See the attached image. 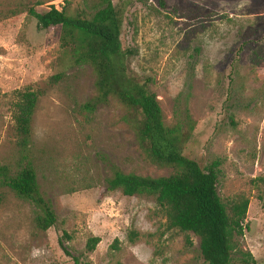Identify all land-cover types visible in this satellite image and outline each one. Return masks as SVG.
I'll use <instances>...</instances> for the list:
<instances>
[{
  "label": "rangeland",
  "instance_id": "374dc122",
  "mask_svg": "<svg viewBox=\"0 0 264 264\" xmlns=\"http://www.w3.org/2000/svg\"><path fill=\"white\" fill-rule=\"evenodd\" d=\"M101 4L0 0V168L16 173L32 162L57 216L54 227L38 229L35 205L0 186V264H206L199 238L171 229L155 197L108 190L113 167L152 178L172 170L148 161L120 102L84 109L97 94L94 72L73 64L60 27L39 30L29 14L93 13ZM121 40L129 74L157 95L167 126L191 87L196 128L185 155L221 161L218 193L228 212L241 197L250 202L240 250L264 264V0H133ZM28 88L45 94L24 154L13 105Z\"/></svg>",
  "mask_w": 264,
  "mask_h": 264
},
{
  "label": "trees",
  "instance_id": "16d2710c",
  "mask_svg": "<svg viewBox=\"0 0 264 264\" xmlns=\"http://www.w3.org/2000/svg\"><path fill=\"white\" fill-rule=\"evenodd\" d=\"M132 1L122 0L115 5L112 0H102L101 6L93 13L82 11L69 15L65 8L60 11L52 7L45 13L31 9L29 14L37 21L39 30L60 27L61 48L70 54L73 64L89 66L94 72L97 94L84 105V109L94 112L111 99L120 102L131 112L129 120L148 161L172 170L169 176L152 178L126 174L113 167V176L107 180L108 190L121 191L125 197H155L171 229L192 233L199 238L206 264H257L252 254L240 250L239 245V239H243L249 230L246 225L249 200L239 198L229 213L218 193L221 161L202 165L185 155L196 128L189 110L191 87L176 99L175 122L167 126L157 95L148 84L129 74L127 60L130 53L124 50L121 37ZM59 79L60 76H54L50 82ZM44 94L42 90L30 88L16 94L13 120L18 147L24 154L30 149L33 117ZM26 159L27 155H24ZM0 186L35 205L38 229L48 231L56 225V213L43 197L36 171L28 159L16 173L0 168ZM98 242L97 238L91 239L87 251H95ZM234 253L239 256L235 257ZM75 262L81 264L78 259Z\"/></svg>",
  "mask_w": 264,
  "mask_h": 264
}]
</instances>
